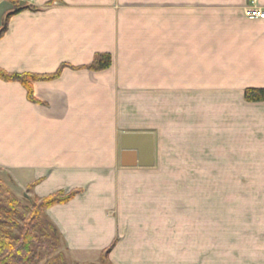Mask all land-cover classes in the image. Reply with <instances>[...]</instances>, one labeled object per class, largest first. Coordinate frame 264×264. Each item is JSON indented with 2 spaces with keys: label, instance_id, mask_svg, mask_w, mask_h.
<instances>
[{
  "label": "crops",
  "instance_id": "0c3cea01",
  "mask_svg": "<svg viewBox=\"0 0 264 264\" xmlns=\"http://www.w3.org/2000/svg\"><path fill=\"white\" fill-rule=\"evenodd\" d=\"M12 1L32 9L9 19L0 69L65 68L32 83L34 101L0 80V171L38 199L81 191L45 212L62 252L81 263L111 247V264H232L233 248L255 247L263 215L243 208L241 193L216 192L211 175L142 174L156 168L161 137L177 145L179 168H240L255 145L264 151L235 94L264 89V20L245 16L249 1L132 0V16L121 10L131 0H0V27ZM98 54L111 67L85 69ZM123 133L153 135L152 168L121 167Z\"/></svg>",
  "mask_w": 264,
  "mask_h": 264
},
{
  "label": "trees",
  "instance_id": "16d2710c",
  "mask_svg": "<svg viewBox=\"0 0 264 264\" xmlns=\"http://www.w3.org/2000/svg\"><path fill=\"white\" fill-rule=\"evenodd\" d=\"M11 4L12 9L4 16L0 27V38L4 35L11 16L32 9L26 5L20 6L15 1ZM110 66V56L98 54L85 68L99 72ZM64 68L65 66H62L56 73L47 76L10 74L0 69V80L22 84L27 91L28 99L34 101L32 83L53 80ZM244 99L253 103L263 102L264 89H247L244 92ZM32 187L31 185L29 189ZM80 192V190L67 193L59 191L42 199L29 198L28 205L21 208L0 179V264H67L62 252L61 237L55 226L46 219L45 212L53 206L66 204ZM110 250L111 247L101 254L100 264H110L107 261Z\"/></svg>",
  "mask_w": 264,
  "mask_h": 264
},
{
  "label": "rangeland",
  "instance_id": "374dc122",
  "mask_svg": "<svg viewBox=\"0 0 264 264\" xmlns=\"http://www.w3.org/2000/svg\"><path fill=\"white\" fill-rule=\"evenodd\" d=\"M202 5L208 4V1H215L216 4H223L224 0H199ZM134 1L131 0V2L126 3L128 8H123L121 10L125 12H131L132 16L136 11H141V8H134L133 6ZM201 9V14H202ZM135 27V33H139V29H137V26H132V30ZM130 28V29H131ZM219 33H217V41H222L221 38L225 36V25H220V28L218 30ZM204 35L202 34L201 37L204 39ZM139 35H136V42L137 44L142 42V38L139 40ZM213 40V43L217 42ZM201 41V42H203ZM209 41V40H206ZM212 41L209 42V44ZM141 46V45H139ZM202 46V44H201ZM208 46V45H207ZM211 47V46H208ZM203 48L201 47V50ZM110 56V55H109ZM111 58V65H112V57ZM94 59V57H93ZM93 61V60H92ZM92 63V62H91ZM90 63V64H91ZM89 64V65H90ZM111 67V66H110ZM109 67V68H110ZM253 67H255L253 65ZM108 68V69H109ZM86 69V68H85ZM107 70V69H106ZM91 71V70H90ZM105 71V70H103ZM95 72V71H93ZM101 72V71H99ZM217 71L214 72V74L210 76H219L216 74ZM257 73H251L249 72V84H260L261 82H258L256 75ZM264 74V73H263ZM259 75V74H258ZM260 76V75H259ZM264 79V77H263ZM262 84V83H261ZM247 89L244 88H238L235 90V94L243 95V103L247 104L246 111V125L247 127V133L249 135L253 134L254 137L260 138L264 142V101L263 102H247L244 99V92ZM142 107V105H141ZM159 132V125H157L156 128ZM166 138L161 137L159 138V154L157 157V166L154 169H151L149 171H144L142 174H150V175H186V176H193V175H211L214 176V185L216 187V192H219L220 188H223L226 186L230 192L232 193H241L242 194V201L241 205L243 208H248V210H251L252 207H256L258 209L259 214L263 215V228L262 231L258 237V241L255 244V247H247L245 250L243 249H235L233 248V262L232 264H264V161L263 159L259 158L261 156H264V151H259L257 148L258 145H255L252 148V151H248L249 159L246 161L245 167H236V168H217V167H209V168H179L176 166H173L176 160H177V150H176V144L172 143L168 145L165 142ZM259 151V152H258ZM181 156V155H180ZM256 157V158H255ZM183 170V171H182ZM0 179L5 184L11 195L19 202L20 207L24 208L28 205L27 199L36 198L32 196V188L29 189L28 186L25 190L19 189L9 178L7 177V173L4 171H0ZM251 214V213H249ZM46 217V216H45ZM47 219V218H46ZM245 252H244V251ZM242 251V252H241ZM245 257H241V255ZM66 263L67 264H100L98 262L93 263H81V262H75L69 258V256L65 255ZM240 257L242 260L236 262V259ZM249 258L250 261H246ZM244 259V260H243ZM100 260V259H99ZM107 261L109 262L108 258ZM43 264V263H42ZM111 264V263H110ZM216 264H224V262H217Z\"/></svg>",
  "mask_w": 264,
  "mask_h": 264
},
{
  "label": "water",
  "instance_id": "95a60500",
  "mask_svg": "<svg viewBox=\"0 0 264 264\" xmlns=\"http://www.w3.org/2000/svg\"><path fill=\"white\" fill-rule=\"evenodd\" d=\"M120 165L122 168H152L154 137L152 134L123 133L120 136Z\"/></svg>",
  "mask_w": 264,
  "mask_h": 264
},
{
  "label": "built area",
  "instance_id": "2783aa9c",
  "mask_svg": "<svg viewBox=\"0 0 264 264\" xmlns=\"http://www.w3.org/2000/svg\"><path fill=\"white\" fill-rule=\"evenodd\" d=\"M249 5L244 7V14L248 19L264 20V9L258 4L257 0H248Z\"/></svg>",
  "mask_w": 264,
  "mask_h": 264
}]
</instances>
